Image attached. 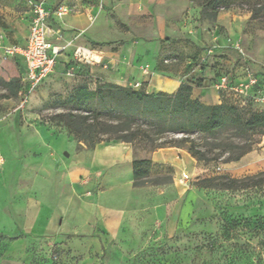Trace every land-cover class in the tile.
I'll use <instances>...</instances> for the list:
<instances>
[{
    "label": "rangeland",
    "instance_id": "rangeland-1",
    "mask_svg": "<svg viewBox=\"0 0 264 264\" xmlns=\"http://www.w3.org/2000/svg\"><path fill=\"white\" fill-rule=\"evenodd\" d=\"M100 2L84 0L93 7H99ZM202 2L110 0L95 15L100 21L97 33L101 37L90 41L119 50L152 37L162 17L178 32H184L186 20L191 19L195 26L193 33L187 32L188 37L162 39L169 46L163 64L193 70L196 66L215 67L221 64L219 58L229 55L240 65L230 45L238 40L263 68L264 22L250 19L247 0H239L227 9L222 6L214 21L202 16ZM29 8L30 0H0V264L264 262V187L224 186L230 178L243 179L264 171V135L238 139L232 131L218 137L199 132L167 133L135 143L101 142L91 148L87 142L75 139L62 123L49 120L53 114L69 109L60 102L75 91L73 81L63 76L43 83L28 94L25 107L18 109L21 89L17 96H2L13 94L24 68L4 46L25 35L23 16ZM213 27L219 30L227 47L215 50L204 63L205 50L215 43L203 39L199 44L192 37ZM74 32L72 40L64 35L61 45L86 36L83 30ZM183 40L186 42L181 46ZM193 78L194 84H199L201 79ZM252 141L255 142L250 144ZM118 143L126 144L129 151H123L117 164L100 165L98 173L86 167L75 189L65 187L63 195L74 197V214L63 217L53 232L44 234V243L27 239L26 230L35 223V200L40 197L35 189L40 166L57 160L71 165L85 159L84 155V163L89 165L97 149L96 162L105 161L115 153L103 148H114ZM191 146L205 151L209 159L198 160L189 151ZM82 150L86 153L78 157ZM244 150L246 153L239 159H231ZM156 151L169 153L154 160L151 157ZM134 159L151 160L147 177L150 182L143 186H134ZM115 170L120 172L118 180L112 177ZM186 172L188 180L184 179ZM87 183L91 187L87 188ZM81 209L86 218L78 223ZM28 255H34V260Z\"/></svg>",
    "mask_w": 264,
    "mask_h": 264
},
{
    "label": "crops",
    "instance_id": "crops-1",
    "mask_svg": "<svg viewBox=\"0 0 264 264\" xmlns=\"http://www.w3.org/2000/svg\"><path fill=\"white\" fill-rule=\"evenodd\" d=\"M69 1L70 0L46 1V5L52 9L59 4H67L73 8V11L62 19H59L53 14L50 18V23L55 27L61 28L63 36L65 35L68 40L74 38V30H83L86 36L78 37L75 41L67 42L64 45H61L62 39L54 40L57 46H67L68 43H71V45L67 46V48L59 54L54 72L50 74L44 83L56 81L63 76L73 81L76 90L80 85L89 84L91 78H93L101 82H109L122 86H131L132 84L140 83L139 86H133V88L145 89L150 93L159 91L174 93L183 82L190 81L193 85L192 96L194 98H199L205 104H219L221 103L219 92L214 86L218 75L223 71H227L235 74L239 80H242L244 77L239 64H236V61L230 59L229 55L227 58H219L218 61L221 64H217L215 67L212 65L205 67L196 66L193 70L186 69L184 66H168L162 63L166 49L169 47L162 39L175 35H179L178 38L188 37L187 32L193 33L195 26L192 24L191 19H189V22L186 20L184 32H178L168 26L167 18L162 17L156 25L155 34L152 37L141 39L135 44H127L119 48V50H112L108 45H94L90 41V39L95 40L101 37L97 33L100 21H98V18H95V15L98 11L102 10L103 4L108 3L110 0H101V5L99 7L90 6L84 3V0H73L72 4ZM23 19L25 35H21L16 42H11L9 44L26 43L29 36V24L31 21L30 8L24 14ZM192 38L199 44L203 43V39H206L211 44L216 43L217 40L221 43L225 41L220 35L219 30L214 27L211 28V31L202 32V34L201 32L195 33ZM185 42L184 40L181 41L180 45L184 46ZM78 45L94 49L98 52L100 56L99 59H102V63L90 65L76 62L73 51ZM222 55L227 54L223 52ZM249 56L253 71L264 75V69L258 64L259 62L257 63L250 54ZM16 57L23 65L24 73L22 76H24L27 70L26 63L22 57ZM209 59L208 56L204 63H207ZM166 61L168 60L166 59ZM72 66L75 67L76 71L74 76L67 74ZM195 76L201 79L199 84H194L196 79L193 77ZM103 149L108 150L110 153H115L114 156H109L108 159H104L105 161L96 162V155L99 153L97 149L95 151L94 161L89 165H85L84 160L86 159V155L84 154L86 151L82 150L78 152V157L84 155L85 159L77 163L68 165L65 160H57L48 161V163H43L40 166L39 174L35 178V189L38 190L40 197L35 200L37 203L34 207L35 213L32 215L35 223L26 230L28 233V235H25L27 239L36 244L44 243V234L49 231L53 232L56 225H59L63 217L74 214V197L72 194L64 196L63 192L66 186H72V188L75 189L77 178L80 174L85 173L84 169L86 167L98 173L97 169L100 165H106V163L108 166L114 165V163L117 164L118 162L116 161L121 159L124 155L123 151H129V147L126 144L122 145L119 143L115 144L114 148L104 147ZM165 152L169 153V151H156L151 158L154 160L162 158ZM119 173V170H115L112 176L113 179H120ZM186 173L189 174V172ZM45 185L46 188L44 187ZM86 187H91V184L87 183ZM100 199H102V196ZM31 211H33V209L30 207L29 215L33 213ZM85 218L86 212L81 209L77 216V222L82 223L85 221ZM27 257L28 259L30 257V260H34V255H28Z\"/></svg>",
    "mask_w": 264,
    "mask_h": 264
},
{
    "label": "trees",
    "instance_id": "trees-1",
    "mask_svg": "<svg viewBox=\"0 0 264 264\" xmlns=\"http://www.w3.org/2000/svg\"><path fill=\"white\" fill-rule=\"evenodd\" d=\"M238 1L203 0L202 16L214 21L222 6L227 9ZM247 4L250 19L264 22V0H247ZM20 89L23 94L26 92L22 78L17 80L12 95L2 97L17 96ZM192 89L191 82H183L172 94L150 93L109 82H99L95 88L84 84L60 102L69 109L53 114L49 120L62 123L75 139L87 142L91 148L101 142L135 143L138 139H152L167 133L199 132L218 137L222 132L232 131L238 139L264 135V109L256 107L252 100H248L246 106L228 99L219 104H205L192 96ZM189 151L198 160L209 159L205 151L193 146ZM246 151L231 159H239ZM150 163V159L133 160L134 186L150 182L147 179ZM224 186L264 187V171L243 179L230 178ZM252 263L264 264L263 260H252Z\"/></svg>",
    "mask_w": 264,
    "mask_h": 264
},
{
    "label": "built area",
    "instance_id": "built-area-1",
    "mask_svg": "<svg viewBox=\"0 0 264 264\" xmlns=\"http://www.w3.org/2000/svg\"><path fill=\"white\" fill-rule=\"evenodd\" d=\"M73 8L67 4H59L54 9L46 5V0H30L31 21L29 24V36L25 44H9L4 46L7 53L20 56L26 63L27 70L22 76V81L26 92L23 94L18 109L25 107L28 102V94L39 88L45 80L55 70L59 54L70 46H57L54 40L63 38L61 28L55 27L50 23V18L55 14L59 19L70 14ZM227 44L217 42L205 50L208 57L215 50L227 47ZM236 51L242 69V80L231 72L223 71L218 75L214 84L219 92L220 101L225 99L234 100L240 106H246L248 100H252L256 107L264 109V75L255 73L251 68V60L246 49L240 41L230 44ZM74 59L78 63L94 64L102 63L98 52L89 47L78 45L73 51ZM264 69V65H263ZM68 75L76 74L75 67H71ZM101 82L91 78L89 87L95 88ZM139 86L140 83H136ZM184 179H190L189 174L184 175ZM57 258V256H54Z\"/></svg>",
    "mask_w": 264,
    "mask_h": 264
}]
</instances>
